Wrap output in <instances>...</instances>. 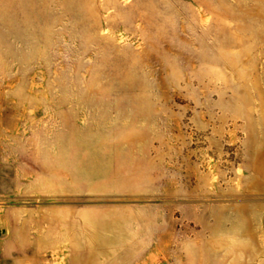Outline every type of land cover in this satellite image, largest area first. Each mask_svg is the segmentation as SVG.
<instances>
[{
	"label": "rangeland",
	"instance_id": "1",
	"mask_svg": "<svg viewBox=\"0 0 264 264\" xmlns=\"http://www.w3.org/2000/svg\"><path fill=\"white\" fill-rule=\"evenodd\" d=\"M0 264H264V0H0Z\"/></svg>",
	"mask_w": 264,
	"mask_h": 264
}]
</instances>
